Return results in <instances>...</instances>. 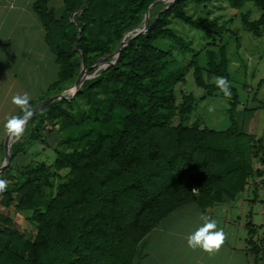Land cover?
I'll list each match as a JSON object with an SVG mask.
<instances>
[{
    "label": "trees",
    "instance_id": "obj_1",
    "mask_svg": "<svg viewBox=\"0 0 264 264\" xmlns=\"http://www.w3.org/2000/svg\"><path fill=\"white\" fill-rule=\"evenodd\" d=\"M155 1L63 0L53 8L48 0H37L35 11L59 67L48 94L60 93L83 65L90 68L116 52L125 34L143 27ZM210 1L175 0L166 8L158 4L150 11L148 29L128 37L115 63L91 73L73 100L55 101L28 120L39 117L30 139L45 121L70 125L71 150L58 153L50 165L28 166L17 180L5 178L10 167L0 173V180L9 181L0 190V204L35 223L28 239L13 228V217L0 213V264H135L143 256L139 246L144 238L175 210L231 203L251 178L263 173L264 139L243 133L233 115L239 99L230 85L225 46L205 51L203 66L198 53L181 64L172 48L156 45L165 40L182 55L193 53L191 42L170 27L172 17L220 40L227 22L198 19L185 10L189 3ZM224 1L233 9L254 3L260 17L250 20L249 12L241 13V21L261 34L264 0ZM190 69L208 95L221 91L208 78L228 81L234 102L227 130L186 124L197 99L181 93L179 100L175 86L185 82ZM43 100L29 103L18 117ZM82 101L88 109L75 114L72 104ZM20 145L11 147V161L23 150ZM64 171L66 179L55 185ZM247 227L249 253L258 264L264 259V227L257 240L256 226L249 222Z\"/></svg>",
    "mask_w": 264,
    "mask_h": 264
},
{
    "label": "crops",
    "instance_id": "obj_2",
    "mask_svg": "<svg viewBox=\"0 0 264 264\" xmlns=\"http://www.w3.org/2000/svg\"><path fill=\"white\" fill-rule=\"evenodd\" d=\"M36 2L0 0V160L9 134L5 125L23 110L13 102V97L26 94L29 103L37 102L47 94L58 75L56 56L47 44L35 11ZM48 3L59 8L63 0ZM247 12L251 13L250 10L240 13ZM263 36L264 26L257 37ZM256 93L260 104L254 103L240 112L236 109L234 118L243 133L264 139V76ZM257 204L259 207L255 209ZM203 216L214 219L217 229L224 232L223 243L211 252L187 244L188 235L203 223ZM249 222L257 228V240L264 227V188L258 176L251 178L245 191L231 203L205 210L188 204L175 210L144 238L139 246L143 256L135 264H253L255 259L248 245ZM258 264H264V259Z\"/></svg>",
    "mask_w": 264,
    "mask_h": 264
},
{
    "label": "rangeland",
    "instance_id": "obj_3",
    "mask_svg": "<svg viewBox=\"0 0 264 264\" xmlns=\"http://www.w3.org/2000/svg\"><path fill=\"white\" fill-rule=\"evenodd\" d=\"M168 3L169 2H161V8H166ZM185 10L189 15L198 19H218L220 24L224 21L228 23V21L233 16L234 17L227 25L229 31L225 30L219 36L220 40L217 39L215 42L212 40L213 36L207 37L205 33H202L197 29H192L182 21L172 17L170 27L182 35L187 41L191 42L193 53L182 55L177 47H174L169 41L165 40L157 41L156 45L165 49L172 48L173 54L177 56L181 64L188 63L192 59L193 54L198 53L200 65L207 66L208 58L205 51L209 49L217 51L220 47L218 44L222 42L221 45L225 46L229 58L228 73L230 75V85L236 89L237 97L239 99V103L236 106L237 112L252 107L254 103L259 105V96L256 98V92L258 89V83L264 76V36L257 37L249 28L244 26L241 21L240 12L250 10V20H255L261 14L260 9L252 2H248L242 9H233L229 7L224 0H211L203 5L189 3ZM236 14L237 16H235ZM213 42L216 45H213ZM116 52L111 53L106 58H102L97 63L93 64L85 75L84 83H86L92 76L91 73L99 71L107 64V59L113 60V55ZM84 67L85 66L83 65L76 79L72 83L61 88L62 91L56 95L65 94L66 96L71 97L73 92L72 89ZM217 78L218 77L215 76L210 77L208 78V81L212 84H216ZM175 91L179 100L181 99V93H191L197 99L195 108L187 116V125L197 122L201 127H207L217 131L227 130L231 126L232 121L230 109L232 107V102H234L232 92L230 96H225L222 91L216 92L215 95H208V92L205 89L196 85L193 77V69H190L187 72L184 83L175 86ZM52 96L55 95L53 93L48 94L47 92L43 99ZM87 109L88 107L85 101H82L80 105L72 104L71 106V110L75 114H80V112H84ZM233 115H235V113ZM173 121L177 124L178 117L174 116ZM38 122L39 117H36L33 123H26V125L22 127V130L19 131L18 135H12L11 147L21 144L20 147L23 150L19 151L18 155L6 167H10L11 169L10 172L5 175V178L8 177L7 180L10 176H14V179L16 180L19 179V172L27 169L28 166L38 167L40 164L50 165L56 159L58 153L71 150L70 143L67 142V139L69 138L68 133L72 131L70 125L61 122L53 123L45 121L38 132L37 137L35 139H30L32 137L31 134L35 132V127ZM9 134L5 138V143ZM1 154H3V157L0 160V164L2 165L5 159V150H3ZM65 173L66 171L62 172V175L56 179L55 185L66 179L64 176ZM7 180L6 183H9ZM255 207V209H257L259 204ZM0 213L13 217L15 221L13 228L22 233L26 238H33L32 230L35 226L33 221L26 218L23 214H17L16 216L13 215L11 211L7 210L1 204Z\"/></svg>",
    "mask_w": 264,
    "mask_h": 264
},
{
    "label": "clouds",
    "instance_id": "obj_4",
    "mask_svg": "<svg viewBox=\"0 0 264 264\" xmlns=\"http://www.w3.org/2000/svg\"><path fill=\"white\" fill-rule=\"evenodd\" d=\"M216 84L225 96H230L231 92L226 78L218 77ZM13 102L26 109L29 104V97L26 94L17 95L13 97ZM30 114V111H26L25 113L26 116ZM24 123V117L13 116L7 121L5 127L11 135H18ZM5 187L6 181L0 180V190H3ZM202 220L203 223L188 235L187 244L191 248H201L211 252L218 249L223 243L224 232L222 229H217V223L214 219L203 216Z\"/></svg>",
    "mask_w": 264,
    "mask_h": 264
},
{
    "label": "water",
    "instance_id": "obj_5",
    "mask_svg": "<svg viewBox=\"0 0 264 264\" xmlns=\"http://www.w3.org/2000/svg\"><path fill=\"white\" fill-rule=\"evenodd\" d=\"M161 2H175V0H157V1L153 2L149 6L147 12L145 13V20H144L143 27L140 28V29H137L135 32L131 31V32L125 34L123 39H122V42H121V45H120L119 49L113 55L114 59L111 62H109L108 64H106L105 66H103V67H106L107 65L115 63L117 61L120 53L122 52L123 48L127 44L128 37H135V36H137L139 34L144 33L148 29V26H149V23H150V11H151L152 8H154L155 6L160 4ZM89 69L90 68H86V67L83 68L78 80L76 81V83H75V85H74V87L72 89L73 92H72V96L71 97H68L65 94H59V95H55V96H52L50 98H47V99L43 100L42 102H40L39 104H37L33 108V110L30 112L31 113L30 115H27V116L25 115L24 116L25 123H24L23 127L26 125L27 121L33 115L37 114L38 112H40L42 109H44L48 105L52 104L53 102L64 100V99H67V100L73 99L76 96V94L81 90V87L83 86V83L85 81V75H86V73H87V71ZM11 137H12V135L9 134V136L6 139V143H5V159H4L3 164L0 166V173H2L6 169V167L9 165V163L11 161Z\"/></svg>",
    "mask_w": 264,
    "mask_h": 264
},
{
    "label": "built area",
    "instance_id": "obj_6",
    "mask_svg": "<svg viewBox=\"0 0 264 264\" xmlns=\"http://www.w3.org/2000/svg\"><path fill=\"white\" fill-rule=\"evenodd\" d=\"M261 171L263 172L260 176H258V182L263 185L264 188V166H259Z\"/></svg>",
    "mask_w": 264,
    "mask_h": 264
}]
</instances>
